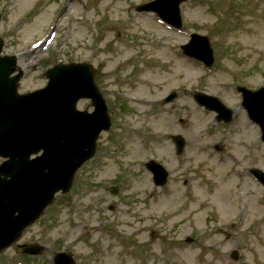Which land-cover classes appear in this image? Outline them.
<instances>
[{"label":"rangeland","instance_id":"rangeland-1","mask_svg":"<svg viewBox=\"0 0 264 264\" xmlns=\"http://www.w3.org/2000/svg\"><path fill=\"white\" fill-rule=\"evenodd\" d=\"M150 1L0 0L2 56L29 64L19 93L45 87L59 62L89 64L113 124L71 192L55 198L0 264H53L60 252L77 264H264V187L250 174L264 172V144L236 92L264 87V0H189L180 32L136 12ZM193 34L209 38L212 68L182 55ZM195 92L232 108L233 124H218ZM171 93L178 98L164 105ZM78 109L93 110L90 101ZM174 135L186 140L182 156ZM150 160L170 172L165 187H155ZM33 243L46 248L42 257L19 255Z\"/></svg>","mask_w":264,"mask_h":264},{"label":"water","instance_id":"water-1","mask_svg":"<svg viewBox=\"0 0 264 264\" xmlns=\"http://www.w3.org/2000/svg\"><path fill=\"white\" fill-rule=\"evenodd\" d=\"M187 1L156 0L137 11L155 13L180 30L183 25L180 6ZM2 49L0 40V55ZM183 50L185 55L208 67L214 63L210 42L205 37L193 35ZM15 66L14 58L0 56V158L7 159L0 167V253L39 220L57 193L70 191L77 171L94 157L100 134L111 127L106 103L97 90L90 66L59 65L47 73L46 89L23 96L17 94L22 74L11 77ZM240 91L244 93V107L251 120L262 129L264 141V89L256 93ZM175 98L172 95L166 103ZM82 99L92 101L93 114L77 111L76 105ZM195 99L230 120L231 114L224 111L216 98L196 94ZM173 140L178 154H182L184 140L180 137ZM41 152V157L31 160ZM148 169L154 173L156 185L166 184L168 175L162 167L151 163ZM253 174L264 185V174L260 171ZM24 252L39 256L44 249L32 245ZM233 258L238 259L237 253ZM54 262L76 264L64 253L57 254Z\"/></svg>","mask_w":264,"mask_h":264},{"label":"bare ground","instance_id":"bare-ground-1","mask_svg":"<svg viewBox=\"0 0 264 264\" xmlns=\"http://www.w3.org/2000/svg\"><path fill=\"white\" fill-rule=\"evenodd\" d=\"M46 44H47L46 42L43 43V44H41V45L39 46V48H41V50H42V48H44V47L46 46ZM39 48H38V49H39ZM39 53H40V52H39ZM25 65L28 66L29 64H28V63H26V64H25V63H21V64L18 63V66H19L20 68L25 67ZM144 103H145V104H149L147 101H142V102H141V104H144ZM232 182H233V180L231 179L229 182H226L225 185L228 186V184H230V183H232ZM245 183H246V182H245ZM247 183H248V182H247ZM248 184H249V183H248ZM220 200H221V201L224 200V196H223L222 194H221V196H220ZM138 234H141V231H138ZM179 252H180V251H179ZM178 256H179L180 259H182L183 257H185V254L180 252V253L178 254Z\"/></svg>","mask_w":264,"mask_h":264}]
</instances>
